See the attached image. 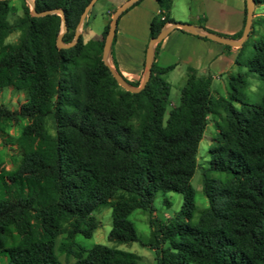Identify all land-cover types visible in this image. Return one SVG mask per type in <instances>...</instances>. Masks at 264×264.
<instances>
[{"label":"trees","instance_id":"1","mask_svg":"<svg viewBox=\"0 0 264 264\" xmlns=\"http://www.w3.org/2000/svg\"><path fill=\"white\" fill-rule=\"evenodd\" d=\"M88 1L33 0L36 12L62 11L63 43L73 39ZM155 1L159 12L149 22V38L174 21L167 12L170 0ZM253 1L254 7L264 5V0ZM10 11L9 0H0V89L13 87L25 93V100L16 110L0 104V126L17 118L26 123L16 139L18 165L5 174L0 163V253L7 264H62L54 249L60 235V250L74 257L70 264H135L134 253L104 244L86 248L75 241L76 235L89 238L97 229L93 212L99 207L111 210L107 239L115 244L136 241L128 216L134 209L148 211L147 245L156 264H264V14L255 17L253 12L251 29L233 61L246 71L227 77L228 97L214 96L211 77L187 68L179 103L164 120L170 89L164 74L173 65L155 63L160 42L147 82L129 92L116 83L101 57L108 24L101 39L84 41L79 34L74 44L58 48L60 15L33 16L23 3L22 14L9 21ZM245 19L244 8L243 27ZM255 25L260 34L243 60ZM12 32L16 39L7 41ZM114 41L115 34L109 57L122 76ZM249 74L263 81L257 103L246 100ZM209 115L221 123L215 120L208 166L201 169L207 206L195 216L190 178ZM158 191L183 195L174 217L152 215Z\"/></svg>","mask_w":264,"mask_h":264},{"label":"rangeland","instance_id":"2","mask_svg":"<svg viewBox=\"0 0 264 264\" xmlns=\"http://www.w3.org/2000/svg\"><path fill=\"white\" fill-rule=\"evenodd\" d=\"M121 0H96L92 6L91 11L87 15L85 22L83 19L82 24L78 28L79 34H81L84 41L89 39H101L103 36L104 27L109 24L112 10L107 13L106 19L102 22L104 12L109 6L116 5ZM26 3L29 6L28 0H9L11 11L9 14V21L15 19L18 15L22 14V4ZM198 0H173L171 3L172 12L176 17H181L180 12L185 8L193 9L198 8ZM30 7V6H29ZM200 7V6H199ZM114 8V7H113ZM115 10V8L113 9ZM191 11V10H190ZM264 14V5H257L254 9V16ZM85 18V17H84ZM255 33H253L248 41L244 45L242 52V58L247 59L251 52L252 40L260 34L258 27L254 26ZM17 37L16 32H12L7 41H14ZM107 63L113 67L109 52L107 54ZM143 69L144 60H143ZM246 68L241 66L227 69L221 73V76H217L211 83V92L214 96L228 97V85L227 77L230 74H236L238 72H244ZM185 68L170 71L165 74L166 80L170 84L168 99L169 104L166 108L163 119L166 120L168 111L174 105L179 103V92L185 79ZM248 86L245 90L246 100L249 103H257L260 99V93L263 86V81L256 74H249L247 76ZM140 84V82H139ZM25 100V93L14 89L13 87H5L0 89V104L4 105L9 110H16L20 103ZM215 120L218 123L220 119L217 116L209 115L207 117V125L203 132L202 138L198 143L196 162L197 167L194 170L191 178L190 185L194 191V203L197 208L195 216L198 210L207 206V199L202 191V174L201 169L208 166V147L212 138H214V124ZM26 123L23 119H9L1 123L0 130V163L5 174H10L18 165L21 152L16 143V139L20 133L21 127ZM211 177H223L222 174L217 172H209ZM183 203V195L177 192H161L155 193L152 201L153 210L152 215L160 220L174 217L175 213L180 209ZM94 216L99 222V226L93 232L89 238L81 235L75 236V241L83 247L89 248L94 244H104L109 247H116L120 250L134 253L137 256L135 264H156L155 252L151 249L147 243L150 236V227L148 224L149 212L142 209H134L128 216V219L132 222L135 229L137 240L127 244H115L107 239V235L111 228V210L109 207H99L93 212ZM64 242V236L60 235L55 240V254L62 264H70L74 261L72 255L65 254L60 250V244ZM0 264H7L5 256L0 253Z\"/></svg>","mask_w":264,"mask_h":264},{"label":"crops","instance_id":"3","mask_svg":"<svg viewBox=\"0 0 264 264\" xmlns=\"http://www.w3.org/2000/svg\"><path fill=\"white\" fill-rule=\"evenodd\" d=\"M124 1L107 7L102 22L110 10ZM172 2L170 0L167 12L174 21L190 23L203 31L204 28L209 29L228 40H239L240 37H228L243 30L245 0H198V8L183 9L181 17H176L172 12ZM158 12L159 6L155 0H141L116 19L113 55L118 70L131 82H140L142 79L145 48L149 40V22ZM238 50L239 47L230 46L227 49L225 44L174 28L158 44L154 61L159 66L173 65L167 74L176 68H185L186 71L187 68H193L197 75H209L212 83L222 72L233 67Z\"/></svg>","mask_w":264,"mask_h":264},{"label":"water","instance_id":"4","mask_svg":"<svg viewBox=\"0 0 264 264\" xmlns=\"http://www.w3.org/2000/svg\"><path fill=\"white\" fill-rule=\"evenodd\" d=\"M137 1L138 0H125L119 6H117L115 8V10L112 12L111 17H110V21L108 24V28H107L106 34L104 36L102 53H101L102 60L106 65H108L109 70L111 72V75L115 79L116 83L119 86H121L123 89H125L129 92H138L144 86V84L147 82L149 75H150V69H151V64H152V60H153V47L156 43L160 42L169 33V31H171L172 29L179 28L183 31H188V32H191L193 34L206 36L207 38H209L211 40L217 41V42L225 44V45L240 47L242 45L243 41L248 36V33H249V31L251 29V25H252L253 10H254V1L253 0H245L246 19H245V24H244V27H243V30H242V33H241L239 40L225 39L219 35L209 33L207 31L199 30L198 28H196L192 24L186 23V22L173 21V22L166 23L160 29V31L156 34V36L149 38L147 45H146V48H145V54H144L145 69L143 72V76H142V79L140 81V84L137 87H133V86L129 85L124 80V78L112 66H110L107 63V54L109 52V48H110V45L112 42V38L115 34L116 19H117L118 15L121 14L126 8H128L129 6H131L132 4H134ZM95 2H96V0H89L88 3L84 6V8H83V10L79 16L78 23L76 26V31L73 35V39L69 43H63L62 42V35L65 31V24H64L62 11L60 9H55V10H43L41 12H36L34 10L33 0H28L29 6H30L29 7L30 12L33 16H43V15L50 14V13H57L58 15H60V17H61V29H60V32L58 33L57 37H56V46L58 48H66V47H69L75 43V41L77 40L78 35H79L78 28L82 24L84 17L86 16V14L90 10V8L94 5Z\"/></svg>","mask_w":264,"mask_h":264}]
</instances>
